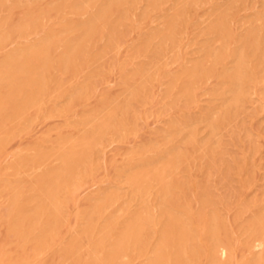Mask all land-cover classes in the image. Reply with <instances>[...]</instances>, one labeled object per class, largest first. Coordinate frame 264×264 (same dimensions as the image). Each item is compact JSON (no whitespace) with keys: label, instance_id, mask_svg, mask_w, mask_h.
Wrapping results in <instances>:
<instances>
[{"label":"rangeland","instance_id":"1","mask_svg":"<svg viewBox=\"0 0 264 264\" xmlns=\"http://www.w3.org/2000/svg\"><path fill=\"white\" fill-rule=\"evenodd\" d=\"M41 1L1 0L0 34ZM125 8L126 42L108 52L98 45L62 73H39L33 93L0 105V264H149L167 228L186 238L173 239L167 264H210L218 249L221 264H258L264 0H132ZM35 41L14 39L0 60ZM10 81L0 74V95ZM82 139L85 154L64 166ZM168 161L161 181L137 189L134 172ZM55 171L63 179L47 194ZM22 218L28 227L19 234ZM139 219L138 240L112 258Z\"/></svg>","mask_w":264,"mask_h":264},{"label":"bare ground","instance_id":"2","mask_svg":"<svg viewBox=\"0 0 264 264\" xmlns=\"http://www.w3.org/2000/svg\"><path fill=\"white\" fill-rule=\"evenodd\" d=\"M57 1L46 0L29 5L25 14L17 19L7 34H0V49L12 45L16 38H26L31 35L36 37L35 42L15 48L12 53L5 55L0 60V74L11 79L8 91L0 95L1 106L11 109L13 106H9V103H11L14 94L17 95L24 89H31L30 91L33 93L38 83L39 73H49L54 67L62 73L64 70H69L74 64H78L79 61H84L92 49L98 45H102L103 52H108L115 48V43L126 42L127 39H124L123 35L119 36V29L126 19L127 9L125 5L132 0H59L56 3ZM2 10L3 3L0 0V11ZM52 11L56 21L53 25H47L46 20L42 19L46 18L47 21L52 19L53 16L50 15ZM168 24L170 25L169 22ZM166 33H168L166 35L171 33L170 28ZM171 36L169 35V37ZM20 58L26 62L22 67H18L16 64ZM210 64L208 63L209 70L212 65ZM205 68L203 67V70ZM195 72L189 74L191 79L193 76H199L202 71ZM14 108L15 111L19 112L22 103H15ZM107 123L106 119L101 120L102 127H105ZM87 147V140L84 139L74 143L70 151L63 157L62 164L67 166L68 163L73 164L75 160L81 159ZM171 164V161L162 162L155 169L136 171L131 175V180L141 191L146 189L152 179L161 181ZM62 179L63 174L60 171L52 172L45 182V192L50 194L57 187L56 185L61 183ZM108 203H114L112 198ZM51 216L52 219L50 218L48 222L55 220L52 213ZM261 219L264 221V216ZM26 220L22 218L21 223L18 224L19 234L26 232L28 227ZM144 221L140 223L139 219L124 231L122 234L123 243L119 241L113 247L112 258H117L122 253L125 242L130 239L138 240L142 234V228H144ZM177 236L172 229H165L160 235V245L153 251L154 261L149 264H167L170 256L166 250H171L173 239H178L176 242L178 244L186 239L183 231L179 232ZM174 246L178 245L175 244ZM262 251H264V244H262ZM222 258L223 254L218 249L213 254L210 264H221ZM258 264H264V257L259 260Z\"/></svg>","mask_w":264,"mask_h":264}]
</instances>
